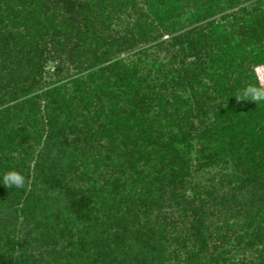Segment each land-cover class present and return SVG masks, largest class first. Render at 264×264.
<instances>
[{"label": "trees", "instance_id": "16d2710c", "mask_svg": "<svg viewBox=\"0 0 264 264\" xmlns=\"http://www.w3.org/2000/svg\"><path fill=\"white\" fill-rule=\"evenodd\" d=\"M122 4L0 0V173L25 177L0 184V264H264V103L233 96L258 84L264 0H144L138 37L113 29ZM158 29L177 49L147 63L132 50ZM223 164L234 170L200 182Z\"/></svg>", "mask_w": 264, "mask_h": 264}, {"label": "rangeland", "instance_id": "374dc122", "mask_svg": "<svg viewBox=\"0 0 264 264\" xmlns=\"http://www.w3.org/2000/svg\"><path fill=\"white\" fill-rule=\"evenodd\" d=\"M143 2H144V0H123L124 4H122L120 9H121L122 13L126 15V18H125L124 15L121 14L122 15L121 16L122 19H123V17L125 19L122 20V23L121 22L118 23V25H117L116 22H114L115 24L113 25V29H115L116 31H118V30L121 31L123 26L127 25V23H128L129 26L131 25V28L133 29V32L136 35V37H138L137 36L138 35V29L141 26H143V22H142L143 18H141V20H139V18L137 16L138 15L137 14V9L144 7L143 6ZM251 2H253V1H251ZM133 3H134V6L137 5L136 9L132 6ZM249 5L251 6L252 4H249V3L245 4V5L242 4L240 6L235 7V9L242 8V7H245V6H247L249 8ZM259 10L263 11L264 8H259ZM231 11L232 10H228L225 13H229ZM221 16H222V13H216V14L210 16L211 18L209 20H211V19L219 20V18H221ZM143 21H145V20H143ZM152 27H156L157 28L155 23L152 24ZM145 33H146V31H145ZM159 33L161 34V37L159 36V38L156 39L157 42H150V43H146V44H144V43L141 44L140 43V44H138L136 46V48L134 50H132V52L134 53V52H136L138 50H145V51H148V52H146V55L144 57H142V59L146 60L147 63H149L152 60H155L157 63H159V62L160 63H166L170 59L171 54L173 52H175V50L177 48H174V47L172 48L171 46L168 45V43H169V41H168L169 38L168 37L169 36L167 34H165L163 31H161V29L159 30ZM155 34H156V32H152L151 33V35H155ZM160 41H166L167 42L166 46H164L162 50H157L155 48H152V49L149 48V47H152L154 44H156V43H158ZM169 48H170V51L167 50ZM149 49H151V50L149 51ZM122 53H123L122 54L123 57H125L128 54H131V52L130 53L129 52L128 53L127 52H122ZM62 56H64V55H62ZM64 57H65V60L68 59V56H64ZM83 60H85V58L82 57L81 61L83 62ZM192 60H193V58H191V57L187 58L188 62H191ZM81 61H80V59L77 58V60H75V62H73V63L65 62V64H64L65 67L63 68L62 76L63 75L64 76L65 75H71V76L76 75L77 71L79 70L77 68V66H76V63H81ZM59 63H60V60L59 59H55L54 61H48L47 63L44 64V66H43V75H42V78H41V81H40V84H39L40 88H42V89L48 88V86H50V84H52L55 81H57V77H55L53 75V72H54V69H55L56 65L59 64ZM86 64H87V62L84 61L83 66H86ZM220 64H222V63H220ZM220 64L218 65L219 68L222 67ZM252 65L253 66H251L250 70L253 72V74L255 76V79L258 82V85L264 86V65H259V66L258 65L255 66L254 64H252ZM236 68H237L236 66H234L232 68L234 73H236L235 72ZM143 70H146V69L143 68ZM226 74H224V72L218 70L217 71V77H216V79H214V81L215 82H219V84H221L223 82V80H224L228 90H231V89H233V87L235 85L233 78L236 77V74L232 75V74H230V71L228 73L226 72ZM218 75L219 76L224 75V77H219ZM205 83H206V85H209V84H211V81L208 80ZM18 89H20V90H18L17 93H18V95L21 98V84L19 85ZM10 91L11 90L9 88H7L4 92L0 93V104L2 105L1 108L12 104L11 95L9 94ZM212 91H213L212 89H209L207 94H209L210 96L213 95V97L216 99V101H220V98H219L220 96H215V94ZM230 170H234V168L231 165H229V164L226 165V166H225V164H223L217 169V172H216V170H214L212 172H209L207 170L202 171V173H200V175H201L200 182L205 183V182H207V179H209V180L212 179L213 184H216V182L217 183L219 182L218 179H221ZM215 172H216V174H215ZM213 175L214 176L217 175V177L213 178L214 177ZM196 180L197 179L192 178L191 183L192 182L194 183ZM190 196H191V190L188 189L187 190V197H190ZM154 214H155V212H153V214L151 212L150 213V217H153ZM208 245H209V250H212V249H214L213 246L218 247V246H221L222 244L220 242H218L217 240L212 239V241H210ZM223 247H224V245H223ZM220 249H222V248H220ZM247 257H248V255L245 254V258H247ZM238 259H242V256L238 257ZM176 263L177 262L173 261L172 258H170L169 261L165 262V264H176ZM180 263H182V261Z\"/></svg>", "mask_w": 264, "mask_h": 264}, {"label": "clouds", "instance_id": "9594fccd", "mask_svg": "<svg viewBox=\"0 0 264 264\" xmlns=\"http://www.w3.org/2000/svg\"><path fill=\"white\" fill-rule=\"evenodd\" d=\"M233 96L237 101H251L258 105L264 103V86L249 83ZM0 184L8 188H24L25 177L15 170H10L0 173Z\"/></svg>", "mask_w": 264, "mask_h": 264}]
</instances>
